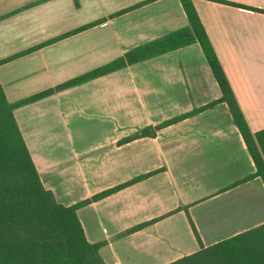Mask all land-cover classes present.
<instances>
[{
    "label": "crops",
    "instance_id": "1",
    "mask_svg": "<svg viewBox=\"0 0 264 264\" xmlns=\"http://www.w3.org/2000/svg\"><path fill=\"white\" fill-rule=\"evenodd\" d=\"M222 1L264 10V0ZM78 2L0 0V83L9 102L189 26L180 0ZM193 2L251 131L263 130L264 13ZM221 96L194 43L17 107L14 116L44 187L65 206L146 176L80 207L78 218L87 240L102 243L105 264H169L264 225V183L244 181L256 166L228 105L204 109Z\"/></svg>",
    "mask_w": 264,
    "mask_h": 264
},
{
    "label": "trees",
    "instance_id": "2",
    "mask_svg": "<svg viewBox=\"0 0 264 264\" xmlns=\"http://www.w3.org/2000/svg\"><path fill=\"white\" fill-rule=\"evenodd\" d=\"M180 1L189 21L188 27L133 49L104 67L17 103L8 101L0 83V264H105L100 255L102 243L92 244L87 240L77 211L146 177H139L72 206L59 203L41 181L14 110L57 91L194 43L200 44L222 94L218 101L204 109L217 103L228 105L256 166V172L244 181L260 177L264 183V129L255 133L251 131L193 0ZM212 1L264 13V10L222 0ZM75 2L79 4L78 0ZM191 114L166 121L155 130L144 129L128 140L153 135L157 129ZM145 225L136 226L125 234ZM169 264H264V225L209 247L202 245L200 251Z\"/></svg>",
    "mask_w": 264,
    "mask_h": 264
}]
</instances>
